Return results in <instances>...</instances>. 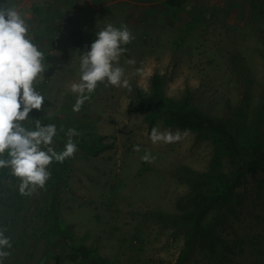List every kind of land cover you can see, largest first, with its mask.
<instances>
[{
	"label": "rangeland",
	"instance_id": "1",
	"mask_svg": "<svg viewBox=\"0 0 264 264\" xmlns=\"http://www.w3.org/2000/svg\"><path fill=\"white\" fill-rule=\"evenodd\" d=\"M13 4L47 68L37 86L52 102L30 116L56 125L57 151L68 128L79 135L74 156L53 161L51 178L31 196H21L18 178L0 169V224L13 238L5 264H175L184 233L166 216L183 210L190 181L210 168L214 144L205 132L168 129L163 117L151 125L148 111L137 107V91L149 92L159 73L167 96L230 120L243 133L258 129L264 139V0H8ZM109 23L127 26L135 37L118 61L128 86L99 83L74 111L76 52L87 51ZM72 25L83 28L72 36ZM67 49L72 52L56 56ZM154 127L180 139L153 143ZM56 188L61 227L93 249L98 262L71 254L54 230ZM237 193L242 204L234 216L225 214L219 230L234 251L198 249L186 264H264V168L249 174Z\"/></svg>",
	"mask_w": 264,
	"mask_h": 264
},
{
	"label": "clouds",
	"instance_id": "2",
	"mask_svg": "<svg viewBox=\"0 0 264 264\" xmlns=\"http://www.w3.org/2000/svg\"><path fill=\"white\" fill-rule=\"evenodd\" d=\"M7 5L8 0L0 4V169H8L18 178L21 196H31L51 178L49 166L53 161L63 163L74 156L78 148L73 137L79 132L68 128L67 141L57 151L56 125L30 116L33 110L46 112L45 101L52 102L37 86L47 69L45 55L33 42L29 25L18 6ZM133 39L127 26L115 27L109 23L96 32L87 51L77 50L80 78L78 83L71 84V92L77 94L74 111L80 110L99 83L128 86L118 61L125 51L122 46ZM150 139L153 143H171L179 140L180 135L154 127ZM7 233V226L0 224V264H5L12 255L13 238Z\"/></svg>",
	"mask_w": 264,
	"mask_h": 264
},
{
	"label": "trees",
	"instance_id": "3",
	"mask_svg": "<svg viewBox=\"0 0 264 264\" xmlns=\"http://www.w3.org/2000/svg\"><path fill=\"white\" fill-rule=\"evenodd\" d=\"M136 103L140 110L148 111L151 125L157 118L163 117L168 129L179 127L205 132L214 144L210 168L190 181L187 204L180 213L166 216L174 227L184 233V246L175 264H186L198 249L212 255L233 252V246L219 230L225 225L227 213L234 216L242 204V195L237 193V189L249 174L264 168V139L258 129L243 133V127H237L230 120L221 121L187 102L167 96L163 76L159 73L152 75L149 92L137 91ZM57 195L56 188L50 206L55 218L54 230L63 244L70 248L71 254L89 263L98 262L101 257L93 249L76 244L71 232L61 227L55 215ZM210 214L212 217L209 219Z\"/></svg>",
	"mask_w": 264,
	"mask_h": 264
},
{
	"label": "crops",
	"instance_id": "4",
	"mask_svg": "<svg viewBox=\"0 0 264 264\" xmlns=\"http://www.w3.org/2000/svg\"><path fill=\"white\" fill-rule=\"evenodd\" d=\"M69 28H70L69 25L67 27H63L62 33L65 32V31H67V30H69ZM71 28H73V29L71 30V32L69 33V35H72L73 36L76 33V31L77 30H81L83 28V26L82 25H72ZM70 51H71L70 49H67L66 52L64 50H61V52H56V56L63 57V55L65 53L68 54V53H70Z\"/></svg>",
	"mask_w": 264,
	"mask_h": 264
},
{
	"label": "built area",
	"instance_id": "5",
	"mask_svg": "<svg viewBox=\"0 0 264 264\" xmlns=\"http://www.w3.org/2000/svg\"><path fill=\"white\" fill-rule=\"evenodd\" d=\"M33 111H35V110H33Z\"/></svg>",
	"mask_w": 264,
	"mask_h": 264
}]
</instances>
